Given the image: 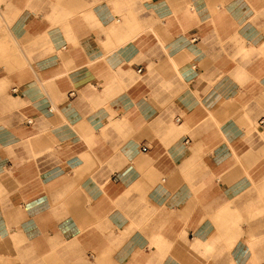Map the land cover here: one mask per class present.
Wrapping results in <instances>:
<instances>
[{
  "label": "crops",
  "instance_id": "1",
  "mask_svg": "<svg viewBox=\"0 0 264 264\" xmlns=\"http://www.w3.org/2000/svg\"><path fill=\"white\" fill-rule=\"evenodd\" d=\"M0 53V264H264V0H0Z\"/></svg>",
  "mask_w": 264,
  "mask_h": 264
},
{
  "label": "bare ground",
  "instance_id": "2",
  "mask_svg": "<svg viewBox=\"0 0 264 264\" xmlns=\"http://www.w3.org/2000/svg\"><path fill=\"white\" fill-rule=\"evenodd\" d=\"M142 31H143V29H142ZM140 34V33H139ZM1 54V53H0ZM2 55V54H1ZM6 59V58H5ZM5 59L3 60L2 59V61H5ZM7 59H8V57H7ZM6 59V60H7ZM22 61H23V59H22ZM13 92H14V89H13ZM17 104V103H16ZM18 105V104H17ZM29 123H31V121H28ZM204 236V235H203ZM180 240V239H179ZM179 240H177L178 241V243H179ZM189 246H191V245H189ZM188 246V247H189ZM195 250V249H194ZM200 252H201V249L199 250ZM191 252V251H190ZM196 252V251H195ZM200 252H197V253H200ZM187 253V252H186ZM196 253V255H198ZM205 255V254H204ZM204 255H202V256H204ZM190 256V255H189ZM197 257V256H196ZM258 256L256 255V253H254V256H253V260H252V264H259V260H258V258H257ZM193 258V257H192ZM208 258V257H207ZM196 259V258H195ZM203 259V261H207V260H204V258H202ZM205 259H206V257H205ZM198 262H200L199 260H198ZM202 262V261H201ZM203 263H205V262H203ZM193 264V263H192ZM201 264V263H200Z\"/></svg>",
  "mask_w": 264,
  "mask_h": 264
},
{
  "label": "built area",
  "instance_id": "3",
  "mask_svg": "<svg viewBox=\"0 0 264 264\" xmlns=\"http://www.w3.org/2000/svg\"><path fill=\"white\" fill-rule=\"evenodd\" d=\"M141 72H142V69H139L138 73H141ZM14 92H17V89H14ZM74 95H75V93L72 92L71 96H74ZM178 121H180V119H178ZM258 125H259V127L264 128V118L259 121ZM186 143H188V141Z\"/></svg>",
  "mask_w": 264,
  "mask_h": 264
},
{
  "label": "rangeland",
  "instance_id": "4",
  "mask_svg": "<svg viewBox=\"0 0 264 264\" xmlns=\"http://www.w3.org/2000/svg\"><path fill=\"white\" fill-rule=\"evenodd\" d=\"M4 45H5V43H4ZM3 47H5V46H3ZM140 76H141V75H139L138 77L140 78Z\"/></svg>",
  "mask_w": 264,
  "mask_h": 264
}]
</instances>
